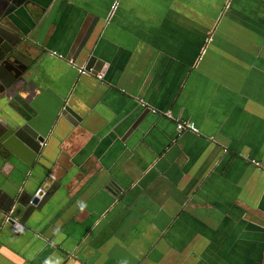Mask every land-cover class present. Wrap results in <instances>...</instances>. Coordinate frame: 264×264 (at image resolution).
Masks as SVG:
<instances>
[{
	"label": "crops",
	"instance_id": "1",
	"mask_svg": "<svg viewBox=\"0 0 264 264\" xmlns=\"http://www.w3.org/2000/svg\"><path fill=\"white\" fill-rule=\"evenodd\" d=\"M114 2L15 20L34 69L0 102L17 125L0 188L52 190L0 233V264H264V0ZM90 52L102 69L81 73Z\"/></svg>",
	"mask_w": 264,
	"mask_h": 264
},
{
	"label": "water",
	"instance_id": "2",
	"mask_svg": "<svg viewBox=\"0 0 264 264\" xmlns=\"http://www.w3.org/2000/svg\"><path fill=\"white\" fill-rule=\"evenodd\" d=\"M31 5V0H0V102L2 98H6L8 92L16 93L29 85L27 79L34 69V59L30 56L32 44L17 34L18 28L14 23L16 19L21 18V13L29 11ZM92 29L91 21L84 20L65 56L67 62L81 55ZM101 64L90 52L86 56L84 70L93 71L94 74L95 71H99L98 69H102ZM64 111L63 117L66 118V112H68L79 121V117L69 107L64 106ZM71 124L76 126L74 121H71ZM16 126L7 119L6 114L0 111V169L6 162L8 153L12 152L15 146L12 141L13 136L16 135ZM43 141V138L28 141L27 146L34 157H44L42 153L48 145ZM48 159L50 160L49 157ZM17 190L8 193L0 188V233L7 227L13 236H18L24 231L33 212L40 211L52 188L46 191V188L39 186L33 193Z\"/></svg>",
	"mask_w": 264,
	"mask_h": 264
},
{
	"label": "built area",
	"instance_id": "3",
	"mask_svg": "<svg viewBox=\"0 0 264 264\" xmlns=\"http://www.w3.org/2000/svg\"><path fill=\"white\" fill-rule=\"evenodd\" d=\"M115 7H116V5H114L112 7V9H114ZM68 62L72 63V60H69ZM79 72L82 73V72H85V70L80 68ZM96 77H97L98 80H101V75L100 74H97ZM176 128L178 129V131L186 130V131H190V132H193V133H197V130L194 127V125L192 123H188V122L179 121V122H177Z\"/></svg>",
	"mask_w": 264,
	"mask_h": 264
},
{
	"label": "rangeland",
	"instance_id": "4",
	"mask_svg": "<svg viewBox=\"0 0 264 264\" xmlns=\"http://www.w3.org/2000/svg\"><path fill=\"white\" fill-rule=\"evenodd\" d=\"M117 1H118V0H115V2H114L115 5H117Z\"/></svg>",
	"mask_w": 264,
	"mask_h": 264
}]
</instances>
